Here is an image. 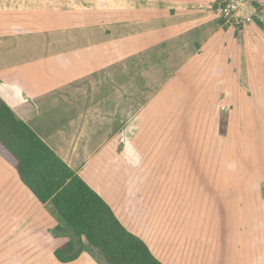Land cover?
Masks as SVG:
<instances>
[{
    "label": "crops",
    "instance_id": "0c3cea01",
    "mask_svg": "<svg viewBox=\"0 0 264 264\" xmlns=\"http://www.w3.org/2000/svg\"><path fill=\"white\" fill-rule=\"evenodd\" d=\"M26 2L0 0V16L43 13L39 6L41 0L38 4L37 0H28L29 5ZM122 2L84 0L76 8L72 6L73 15L82 13V16L75 15L77 18L84 17V12L98 14L97 25L86 26V36H78L84 31L83 22L79 28L73 24L68 26L64 37L53 32L47 38H4L0 42L6 47L0 52V79L3 80L0 98L101 196L117 220L140 238L157 260L170 264V255L178 252L177 263L186 264L183 263L185 229L180 232L184 225L175 229L184 220L178 216L171 229L169 198L155 200L148 193L147 184L138 182L142 156L134 143L140 120L136 113L137 96L153 91L148 78L154 69L163 87L190 69L191 61L200 63L198 56L186 55L188 46L202 53L212 44L226 45L233 67L240 66V69L234 67L236 72L245 70L252 74L256 71L252 65L257 61L259 82L264 78V0H252L253 10L248 13L253 12V23L242 31H237L231 22L202 13L208 2L218 4V0ZM111 13L119 19H122L121 13L128 16L127 25L117 20L112 25L115 32L121 31V25L128 26V38L119 34L112 38L106 36L109 25L104 18ZM23 22L24 25H19L15 21L3 28L6 34L13 35L41 33L40 24L26 22V26L32 27H25ZM13 46L18 48L16 55L12 53L16 50L10 49ZM210 51L218 57L217 48L215 52ZM15 60L17 64L13 65ZM13 73H18L19 79L13 78ZM125 92L135 95V99L123 102ZM253 202L257 206L263 242V247L259 246L258 263L264 264V198ZM0 209L3 217L0 222H4L6 215L11 222L7 231L8 248L3 249L0 264H104L89 253H82L70 263H61L55 258L54 252L70 240V235L57 230L53 206L39 203L21 183L16 171L1 158ZM232 213L228 211V215ZM243 213L237 212L239 216ZM176 238L181 247L177 251L170 249L171 245L175 246L171 243ZM198 263L201 264L200 258Z\"/></svg>",
    "mask_w": 264,
    "mask_h": 264
},
{
    "label": "rangeland",
    "instance_id": "374dc122",
    "mask_svg": "<svg viewBox=\"0 0 264 264\" xmlns=\"http://www.w3.org/2000/svg\"><path fill=\"white\" fill-rule=\"evenodd\" d=\"M83 1L41 0L39 6L43 13L40 15H2L0 42L4 38L21 36L47 38L53 32L64 37L68 26L73 24L79 28L83 22L84 31L78 36H86V26H96L99 18L96 12H84L82 18L75 16H82V13L73 15L70 8H76ZM122 3L128 4L127 0ZM26 4L29 5L28 0ZM216 6L217 2H208L202 13L218 19ZM121 14L122 19L113 13L105 15L104 20L109 25L107 37L116 34L129 37L128 26L121 25L119 32L112 26L114 20L124 25L129 23L128 16ZM15 21L19 25H24L25 21V27H32L26 26V22L40 24L41 33L36 30L35 35L33 32L6 34L3 26H11ZM235 28L242 31L246 27ZM2 48L6 49L0 44V52ZM216 48L218 57L210 51L215 52ZM10 49L16 50L13 55L17 54L16 46ZM186 51V55L194 54L201 62L191 61L190 69L163 87L154 69L148 78L153 91L137 96L136 113L140 120L134 143L142 156L138 182L147 184L148 193L155 200L169 198L171 229L178 216L184 220L175 226L176 229L184 225L180 229L182 233L185 229L183 263L199 264L200 258L201 264H259V246L263 247V242L253 201L264 198V78L257 82V61L252 65L256 70L254 78L248 71L236 72L240 66L235 64L234 69L232 59L227 57L226 45L216 47L212 44L202 53L188 46ZM12 64L16 65L17 61ZM13 78L19 79L18 73H13ZM131 98L135 99V95L122 94L123 102ZM132 114L135 113L132 111ZM239 210L244 211L242 216L237 214ZM228 211L233 213L228 215ZM55 218L56 227L66 230L65 223L56 214ZM5 220L0 222V263L3 249L8 248L7 231L11 224L9 215ZM175 240L171 243L175 246L171 245L170 249H181L178 238ZM178 255V252L170 255V264H178ZM195 257L198 260H192ZM213 257L216 259L212 260Z\"/></svg>",
    "mask_w": 264,
    "mask_h": 264
},
{
    "label": "trees",
    "instance_id": "16d2710c",
    "mask_svg": "<svg viewBox=\"0 0 264 264\" xmlns=\"http://www.w3.org/2000/svg\"><path fill=\"white\" fill-rule=\"evenodd\" d=\"M0 158L41 204L50 203L70 240L54 252L61 263L89 253L104 264H162L91 189L0 98Z\"/></svg>",
    "mask_w": 264,
    "mask_h": 264
},
{
    "label": "built area",
    "instance_id": "2783aa9c",
    "mask_svg": "<svg viewBox=\"0 0 264 264\" xmlns=\"http://www.w3.org/2000/svg\"><path fill=\"white\" fill-rule=\"evenodd\" d=\"M251 8V0H220L215 8V15L237 28H244L253 23V14L248 13Z\"/></svg>",
    "mask_w": 264,
    "mask_h": 264
}]
</instances>
